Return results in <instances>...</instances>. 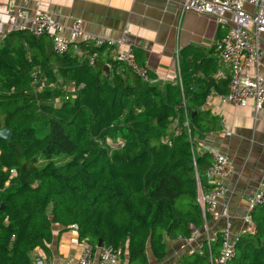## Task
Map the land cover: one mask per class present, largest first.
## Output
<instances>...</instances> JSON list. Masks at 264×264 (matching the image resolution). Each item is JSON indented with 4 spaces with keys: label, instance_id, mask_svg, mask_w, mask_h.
Returning a JSON list of instances; mask_svg holds the SVG:
<instances>
[{
    "label": "trees",
    "instance_id": "16d2710c",
    "mask_svg": "<svg viewBox=\"0 0 264 264\" xmlns=\"http://www.w3.org/2000/svg\"><path fill=\"white\" fill-rule=\"evenodd\" d=\"M79 47L85 58L58 55L48 36L20 29L0 45V130L13 132L11 141L0 139V264H35L54 225L76 229L95 252L102 240L128 264H150L149 251L162 262L167 240H188L190 224L204 229L197 178L207 190L214 163L211 153H195L194 138L215 131L202 108L213 88L228 94L230 78L200 77L212 72L213 58L183 55V98L179 83L143 80L113 49ZM107 139L124 146L112 149ZM61 155L69 160H54ZM251 218L257 232L240 235L228 264H264V205ZM223 241V234L205 241L179 264H218Z\"/></svg>",
    "mask_w": 264,
    "mask_h": 264
},
{
    "label": "crops",
    "instance_id": "0c3cea01",
    "mask_svg": "<svg viewBox=\"0 0 264 264\" xmlns=\"http://www.w3.org/2000/svg\"><path fill=\"white\" fill-rule=\"evenodd\" d=\"M244 8L247 12H254L252 5L247 4ZM38 13H47L66 27L80 20L83 31L88 34L110 40L124 38L159 85L178 81L180 58L186 56L190 59L200 54L213 58L208 65L212 72L208 75L199 73L200 77L212 78L216 82L230 78L227 64L215 50L223 35L219 23L213 17L194 12L182 14L180 0H0V45L11 32L22 26L31 27L32 19ZM124 30H127L126 34ZM260 49V63L251 72L264 79V34ZM225 89H229V83ZM220 96L213 88L202 108L206 117L216 119V122L206 124V129L215 131L197 133L194 143L198 155L216 152L227 158L231 173L221 177L209 176L207 171L203 182L209 187L203 192L207 194L215 183H219L228 190V195L217 199L215 213L208 215L204 224L207 230L201 231L197 243L169 239L165 260H152L149 251L150 264H179L183 254L201 251L205 241H214L227 229L231 243L250 229L249 200L264 180V103L260 108H256L253 102L241 107L223 103ZM225 205L228 218L222 216ZM62 230L61 226L54 225L49 251L37 248L33 254L35 262L57 263L80 255L77 230ZM98 255L96 252L94 264H97ZM120 264H128L127 254Z\"/></svg>",
    "mask_w": 264,
    "mask_h": 264
},
{
    "label": "built area",
    "instance_id": "2783aa9c",
    "mask_svg": "<svg viewBox=\"0 0 264 264\" xmlns=\"http://www.w3.org/2000/svg\"><path fill=\"white\" fill-rule=\"evenodd\" d=\"M170 1V0H164ZM254 6V12L245 10V5ZM180 12H194L200 15L213 17L217 20L220 28L223 30V36L216 44V50L220 59L227 64L230 70L229 91L226 95H221L223 103H229L235 106L246 107L253 102L256 108H260L264 103V79L258 73L251 71L256 69L260 63L262 52L260 49L261 36L264 34V0H180ZM20 30H30L35 36H48L52 41L53 50L58 55H65L73 52L79 58H85L84 51L79 47L80 43L91 44L96 48L107 47L113 49L116 59L131 67L143 80L155 83L150 78L149 68L140 67L135 59L134 48L127 45L124 38L110 40L103 37L85 33L81 26V21L77 20L71 27H66L47 13H38L32 19V26H22ZM124 34L127 30H124ZM96 53L88 56L90 64L94 63ZM177 60L179 52L177 51ZM183 98L184 87L180 75L178 81ZM185 126L189 127L188 122ZM107 139V144L112 148L124 146V142L117 141L111 143ZM214 165L208 170V175L227 176L231 173V167L227 158L212 152ZM198 182V204L204 220L209 214L215 213L218 205V198L228 195V190L221 184L215 183L210 192H203L201 182ZM264 205V180L260 184L259 190L249 200L248 221L250 223L249 233L254 235L257 232L256 226L252 222L251 213L260 206ZM222 216L228 218L227 205L224 206ZM191 237L189 243H197L201 231L193 224L189 225ZM207 230V225L204 226ZM223 248L221 256L216 260L218 264H228L236 254V242L229 241V230L223 232ZM210 246V242H209ZM80 255L76 259L59 262H49L47 260H37L35 264H94L95 251L93 246L84 241L80 243ZM120 254L112 250L99 249L97 264H120Z\"/></svg>",
    "mask_w": 264,
    "mask_h": 264
},
{
    "label": "water",
    "instance_id": "95a60500",
    "mask_svg": "<svg viewBox=\"0 0 264 264\" xmlns=\"http://www.w3.org/2000/svg\"><path fill=\"white\" fill-rule=\"evenodd\" d=\"M104 71L106 72V74H109V66H106L104 68ZM195 113V111H194ZM13 138V132L9 129H2L0 130V139L6 140V141H11ZM4 209V204L0 205V211ZM105 247V244L103 243L102 240L99 241L98 243V249H103Z\"/></svg>",
    "mask_w": 264,
    "mask_h": 264
},
{
    "label": "rangeland",
    "instance_id": "374dc122",
    "mask_svg": "<svg viewBox=\"0 0 264 264\" xmlns=\"http://www.w3.org/2000/svg\"><path fill=\"white\" fill-rule=\"evenodd\" d=\"M108 49H110V48H108ZM40 90H42V88H40ZM37 128H38V136L39 137H43L46 134V132H47L46 129L40 127V125H38ZM111 143L113 144V142H111ZM57 159H59V160H57ZM66 159L69 160V158L66 157L65 155L57 156V157L54 158V160H57V161H60V162H64V161H66ZM43 162H44V160L42 161V163Z\"/></svg>",
    "mask_w": 264,
    "mask_h": 264
}]
</instances>
